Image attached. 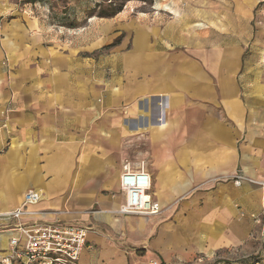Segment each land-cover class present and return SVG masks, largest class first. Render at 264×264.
Segmentation results:
<instances>
[{"label": "crops", "instance_id": "1", "mask_svg": "<svg viewBox=\"0 0 264 264\" xmlns=\"http://www.w3.org/2000/svg\"><path fill=\"white\" fill-rule=\"evenodd\" d=\"M261 1L153 0L128 21L76 0L68 27L47 3L0 0V214L40 191L30 210L46 215L21 223L87 228L80 264H189L247 244L264 213ZM144 130L162 213L124 216L125 138ZM237 173L252 182L217 181ZM17 223L0 221V258Z\"/></svg>", "mask_w": 264, "mask_h": 264}, {"label": "built area", "instance_id": "2", "mask_svg": "<svg viewBox=\"0 0 264 264\" xmlns=\"http://www.w3.org/2000/svg\"><path fill=\"white\" fill-rule=\"evenodd\" d=\"M264 4V0L261 1ZM243 176L236 177L241 185ZM264 184V182H260ZM120 188L124 203L119 214L124 216L154 217L162 213L160 205L153 200V179L142 157L134 161L130 154L122 160ZM41 193L28 191L24 203L18 210L0 214V221H16L17 227L10 240V250L0 258V264H80V259L88 242V229L63 224H22V220L32 222L36 216L46 213L33 212L31 206L41 201Z\"/></svg>", "mask_w": 264, "mask_h": 264}, {"label": "rangeland", "instance_id": "3", "mask_svg": "<svg viewBox=\"0 0 264 264\" xmlns=\"http://www.w3.org/2000/svg\"><path fill=\"white\" fill-rule=\"evenodd\" d=\"M76 0H48L47 9L53 13L54 23L56 26L59 25H66L68 27L76 25V19L71 18L69 15L72 9L75 7L71 5V3L75 2ZM100 3H96V11L99 12L101 7L102 10H106L109 6L116 7L122 4V0H98ZM111 2H113L111 4ZM90 3L83 4L82 6H87L89 8ZM128 4V3H127ZM126 4V5H127ZM126 12H131V15L126 20H131L133 17L142 16V13H149L152 10V5H146L140 1H135L134 5L124 7ZM49 11V12H50ZM66 14V15H65ZM88 14V13H87ZM96 14V13H94ZM97 15V14H96ZM100 23L106 21H99ZM87 20L83 21L81 25H86ZM103 26L101 25L100 28ZM123 36L118 37L112 46H106L103 48L100 53L105 55L109 51L110 48L118 45ZM111 50V49H110ZM106 68V67H104ZM105 77L103 78V82L100 86V90H104L105 83L109 82V78L111 72L109 70H105ZM125 155L130 154L134 161H139L140 159H146V166L149 170L151 164V137L147 130L132 132L125 138ZM123 159V158H122ZM150 172V171H149ZM243 176L241 173H237L234 176H230L224 180H217L218 182H225V183H233L236 186H241L245 182L251 183L252 181L247 179L245 176V180L241 183V185L236 184V177ZM42 197V196H41ZM251 219L253 220L256 228L255 230L251 231V235L249 237V241L244 246L234 249H228L225 251L217 252L214 256L202 255L199 258H196L194 261L190 262L189 264H264V213L256 215L252 214ZM6 254H3L5 256ZM156 264V263H153Z\"/></svg>", "mask_w": 264, "mask_h": 264}, {"label": "trees", "instance_id": "4", "mask_svg": "<svg viewBox=\"0 0 264 264\" xmlns=\"http://www.w3.org/2000/svg\"><path fill=\"white\" fill-rule=\"evenodd\" d=\"M122 1H123L122 4H120L116 7L109 6V8L106 10H102L101 7H99L100 11L98 13L94 12V10L92 11V13H96L97 16L100 18H113V17L117 16L119 13H121L123 11L124 7L126 6V4L128 2H131V1H140L146 5H153V0H122ZM35 2L47 3L48 0H30V3H35ZM112 3L113 2H111V4ZM97 9H95V11ZM71 27H75V26H71ZM140 254H141V256H143V253L140 252Z\"/></svg>", "mask_w": 264, "mask_h": 264}, {"label": "bare ground", "instance_id": "5", "mask_svg": "<svg viewBox=\"0 0 264 264\" xmlns=\"http://www.w3.org/2000/svg\"><path fill=\"white\" fill-rule=\"evenodd\" d=\"M40 192V191H39ZM41 193V192H40Z\"/></svg>", "mask_w": 264, "mask_h": 264}]
</instances>
